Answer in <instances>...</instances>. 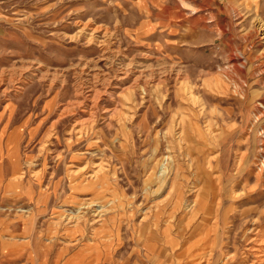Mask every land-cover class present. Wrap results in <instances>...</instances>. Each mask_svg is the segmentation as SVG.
Wrapping results in <instances>:
<instances>
[{
  "label": "rangeland",
  "instance_id": "374dc122",
  "mask_svg": "<svg viewBox=\"0 0 264 264\" xmlns=\"http://www.w3.org/2000/svg\"><path fill=\"white\" fill-rule=\"evenodd\" d=\"M263 148L264 0H0V264H255Z\"/></svg>",
  "mask_w": 264,
  "mask_h": 264
},
{
  "label": "bare ground",
  "instance_id": "6f19581e",
  "mask_svg": "<svg viewBox=\"0 0 264 264\" xmlns=\"http://www.w3.org/2000/svg\"><path fill=\"white\" fill-rule=\"evenodd\" d=\"M188 94H189V93H188ZM189 97H190V96H189ZM190 99H191V98H190ZM193 100H194V99H193ZM211 126H212V125H211ZM263 149H264V148H263ZM263 151H264V150H263ZM242 159H243V158H242ZM242 159H241V160H242ZM263 160H264V159H263ZM259 162L261 163V162H262V159H261V161H259ZM257 166L261 167L262 165L260 166V164H259V165H257ZM237 167H238V166H237ZM263 170H264V169H263ZM252 171H253V170H252ZM252 171H251V172H252ZM261 171H262V170H261ZM258 172H259V171H258ZM251 174H252V173H251ZM256 174H257V173H256ZM258 178H259V177H258ZM260 178H261V177H260ZM259 180H260V179H259ZM257 182H258V180H257ZM259 182H260V181H259ZM204 200H205V199H204ZM204 200H203V201H200V204H202V206L205 208V206H206V203H205V202H206V201H204ZM214 230H215V229H214ZM258 231H259V230H258ZM258 250H260V249H258ZM260 253H261V250H260ZM255 264H264V260L262 259V257H261L260 259H258V262L255 263Z\"/></svg>",
  "mask_w": 264,
  "mask_h": 264
},
{
  "label": "crops",
  "instance_id": "0c3cea01",
  "mask_svg": "<svg viewBox=\"0 0 264 264\" xmlns=\"http://www.w3.org/2000/svg\"><path fill=\"white\" fill-rule=\"evenodd\" d=\"M179 258V257H178Z\"/></svg>",
  "mask_w": 264,
  "mask_h": 264
}]
</instances>
